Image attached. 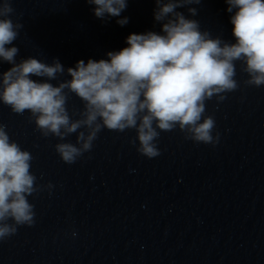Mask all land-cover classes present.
Here are the masks:
<instances>
[{
	"label": "water",
	"instance_id": "water-1",
	"mask_svg": "<svg viewBox=\"0 0 264 264\" xmlns=\"http://www.w3.org/2000/svg\"><path fill=\"white\" fill-rule=\"evenodd\" d=\"M11 6L10 18L23 24L8 46L18 47L17 62L58 59L66 70L79 60L107 59L128 46L130 34H163L155 0H127L119 17L103 20L87 0H12ZM227 8L225 0H201L176 11L213 38L235 43L236 10ZM125 17L128 23L119 25ZM235 63L237 90L221 102L206 101L219 142L186 140L177 128L160 133L161 154L151 159L137 152L138 140L130 143L134 129L105 128L90 152L66 164L55 151L57 137H42L29 113L15 114L0 102V123L34 157L37 183L54 186L28 197L35 224L0 241V264H264V85H245L249 77ZM10 67L0 62V73ZM69 79L65 71L48 82ZM67 108L79 119L73 112L83 103L70 93ZM76 135L63 142L75 144Z\"/></svg>",
	"mask_w": 264,
	"mask_h": 264
},
{
	"label": "clouds",
	"instance_id": "clouds-1",
	"mask_svg": "<svg viewBox=\"0 0 264 264\" xmlns=\"http://www.w3.org/2000/svg\"><path fill=\"white\" fill-rule=\"evenodd\" d=\"M225 2L229 13L236 10L230 17L235 43L213 38L201 31L197 20L176 11L201 0H155L154 18L162 22L163 34H130L128 46L109 51L107 59L79 60L65 70L58 59L51 64L33 57L16 61L18 47L8 46L17 40L23 24L10 18L15 13L12 0H3L0 62L12 67L0 73V102L15 114L29 113L42 137H57L61 142L55 151L66 164L90 152L105 128L134 129L137 135L130 143L135 146L138 140L137 152L149 159L161 154L160 133L177 128L186 140L215 146L219 133L213 135L216 122L205 115L206 101L215 96L221 102L225 93L237 90L235 62H241V71L249 77L245 85H264V0ZM87 3L95 5L94 15L102 20L119 17L127 7V0ZM188 12L195 16L197 9L189 7ZM117 23L123 26L128 18ZM65 71L71 79L57 85L48 82ZM70 93L83 103L82 110L73 112L79 119L69 115ZM6 127L0 123V241L15 235L18 226H33L36 213L28 197L45 188L51 193L54 187L37 183L31 171L34 157L10 139ZM73 133L75 144L63 142Z\"/></svg>",
	"mask_w": 264,
	"mask_h": 264
}]
</instances>
